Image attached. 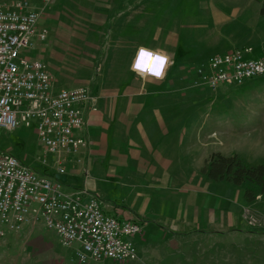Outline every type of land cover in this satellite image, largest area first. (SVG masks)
<instances>
[{"label": "crops", "instance_id": "1", "mask_svg": "<svg viewBox=\"0 0 264 264\" xmlns=\"http://www.w3.org/2000/svg\"><path fill=\"white\" fill-rule=\"evenodd\" d=\"M152 1L142 2L140 19ZM221 1L229 5L237 0ZM211 9L205 26L209 32L222 31L212 33L214 39L208 35L210 40H205L207 44L201 53L221 46L222 50L229 48L227 40L240 37L241 31L248 28V18L238 8L223 11L212 5ZM42 19L38 26L47 31L46 48L51 39L48 32L51 36L54 30L52 19ZM48 22L50 25L46 26ZM159 29L155 28L157 32H111L113 36L104 52L98 47L91 48L97 51L96 55L104 54L99 62L101 73L68 87H87L96 99L95 109L85 111V146L62 160L61 167L66 182L68 175L80 177L76 188L94 193L104 213L142 226V233L133 237L137 249L134 261L138 264H202L205 254L210 257L208 264H226L227 233L243 224L242 205L233 206L236 202L228 196L233 192L228 193L226 184L209 180L200 170L211 153L230 156L234 151L225 147L224 138L215 135L217 141L213 140L210 111L200 116L199 111L184 109L189 103L203 101L199 97L204 90L193 85L194 67L189 69L191 61L177 52L176 35L173 32L164 35ZM64 39L68 43L70 38ZM139 47L161 51L169 57L163 80H141L129 70ZM48 70L54 78V90L66 89L63 88L66 83ZM187 70L191 72L185 83ZM226 87L229 86L220 88ZM237 132L240 130L231 131L234 136ZM74 159L81 162L77 164ZM55 171L48 170L50 174ZM37 227L6 234L0 239L3 240L0 247L30 248V240L21 241L16 237L41 232ZM53 237L61 246L57 235ZM40 239L54 264L76 263L73 249L61 246L63 250L56 251L53 243ZM20 257L21 264H30V255Z\"/></svg>", "mask_w": 264, "mask_h": 264}, {"label": "rangeland", "instance_id": "2", "mask_svg": "<svg viewBox=\"0 0 264 264\" xmlns=\"http://www.w3.org/2000/svg\"><path fill=\"white\" fill-rule=\"evenodd\" d=\"M14 1L16 0H0V6L9 5ZM20 1H27L40 15V19L46 21L52 19L54 33L50 36L48 32L51 38H49L50 44L44 48V42L36 43L31 56L39 57L56 78L66 83L67 86L63 87L66 89L83 78L98 75L100 58H103L104 54L96 55L97 51L91 48L98 47L104 52L113 36L111 32L116 34L157 32L156 27H159L164 35L173 32L178 39L177 52L183 54L184 59L191 61L192 66H189V69L197 66L200 61H207L214 53L219 54L231 48L233 50V48L250 47L252 52L245 55L246 59H258L264 56V16L259 13L260 2L257 0H237L229 5L221 0H153L143 10L141 19L139 13L144 0ZM212 5L223 11L228 8H238L246 14L248 28L241 31L240 37L227 40L229 48L222 50L223 46H221L217 50L201 53L207 44L205 40L209 41L210 36L214 37L212 33L220 31L217 29L209 32L206 27ZM45 25L49 26L50 22ZM209 34L211 35L208 36ZM64 37L70 38L68 43L67 40H63ZM83 50L84 52H81ZM189 72L191 71L184 72L185 83L189 81ZM195 80L193 85L204 90L199 97L204 100L199 103H189L184 109L199 111L200 116L210 111L212 116L210 131L213 137L217 135V138H224L225 147L234 151L233 154L244 163L260 164L264 160V74L248 79L242 85L217 90H206L204 86H197ZM215 120L219 122L213 124ZM234 129L240 130L235 136L231 133ZM217 138L213 140L217 141ZM0 151L12 153L36 171L41 172L47 168L52 172L58 169L54 159L44 153L33 127L21 125L14 130L0 128ZM43 160L46 164H43ZM79 180V176L73 178L68 175L67 182L62 186L63 190L70 191L71 188L78 187ZM223 183L228 187V193L233 192L228 196L237 204L232 203V205L239 208L241 204L243 213V224L237 227L239 229L228 230L226 264H264V193L258 194L255 201L247 203L242 198V187ZM37 228L45 235L36 231L37 233L29 232L17 236L16 238L21 241L30 240V248L27 249L24 245L9 249L0 247V261H6L3 264H21L20 256L30 255V264H54L48 259L47 246H43L40 238L53 243L56 251L61 252L63 248L53 237L54 232L45 229L42 225ZM209 259V254L203 255L202 264H208ZM74 264L79 263L76 260ZM88 264L118 263L104 260ZM125 264L138 263L134 261Z\"/></svg>", "mask_w": 264, "mask_h": 264}, {"label": "built area", "instance_id": "3", "mask_svg": "<svg viewBox=\"0 0 264 264\" xmlns=\"http://www.w3.org/2000/svg\"><path fill=\"white\" fill-rule=\"evenodd\" d=\"M39 20L27 1L0 6V128L33 127L58 169L54 174L36 171L0 151V239L42 225L57 235L61 246L73 249L79 264L134 261L133 237L142 233V226L107 215L94 193L86 188L65 191L66 182L55 178L65 174L61 161L85 146V111L95 109L96 99L83 86L54 90L48 66L30 55L47 38ZM251 52L241 48L213 55L194 67L195 85L217 90L263 75L264 56L246 59Z\"/></svg>", "mask_w": 264, "mask_h": 264}, {"label": "trees", "instance_id": "4", "mask_svg": "<svg viewBox=\"0 0 264 264\" xmlns=\"http://www.w3.org/2000/svg\"><path fill=\"white\" fill-rule=\"evenodd\" d=\"M260 2L259 13L264 16V0ZM200 172L213 182H227L243 188V199L247 203L264 193V160L258 165H248L237 155L224 156L211 153Z\"/></svg>", "mask_w": 264, "mask_h": 264}, {"label": "clouds", "instance_id": "5", "mask_svg": "<svg viewBox=\"0 0 264 264\" xmlns=\"http://www.w3.org/2000/svg\"><path fill=\"white\" fill-rule=\"evenodd\" d=\"M169 57L161 51L139 47L132 57L129 70L139 79L145 81H160L166 76Z\"/></svg>", "mask_w": 264, "mask_h": 264}, {"label": "water", "instance_id": "6", "mask_svg": "<svg viewBox=\"0 0 264 264\" xmlns=\"http://www.w3.org/2000/svg\"><path fill=\"white\" fill-rule=\"evenodd\" d=\"M55 178L62 183L66 182V175L64 174H55Z\"/></svg>", "mask_w": 264, "mask_h": 264}]
</instances>
